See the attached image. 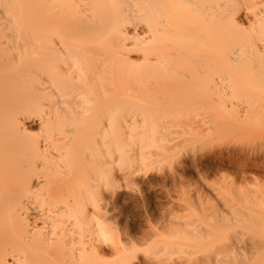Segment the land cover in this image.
Segmentation results:
<instances>
[{
	"label": "bare ground",
	"instance_id": "1",
	"mask_svg": "<svg viewBox=\"0 0 264 264\" xmlns=\"http://www.w3.org/2000/svg\"><path fill=\"white\" fill-rule=\"evenodd\" d=\"M136 22L149 38L130 34ZM132 51L142 53L139 66ZM187 62L227 67L230 82L209 87L216 112L190 118L191 139L243 131L252 115L234 101L264 94L242 84L264 70L254 68L264 65V0H0V264H100L102 233L110 235L101 187L115 180L114 151L125 150L116 96L138 107L124 82L162 80ZM36 117L38 134L27 125ZM147 129L128 161L145 165V149L176 141ZM234 211L224 231L240 222Z\"/></svg>",
	"mask_w": 264,
	"mask_h": 264
},
{
	"label": "rangeland",
	"instance_id": "2",
	"mask_svg": "<svg viewBox=\"0 0 264 264\" xmlns=\"http://www.w3.org/2000/svg\"><path fill=\"white\" fill-rule=\"evenodd\" d=\"M244 16L245 23L248 20ZM129 32L143 39L150 36L139 22ZM130 55L138 66L142 64L138 62L141 52L132 51ZM226 69L209 62H187L177 71L160 76L162 80L147 76L124 82L127 94H132L130 99L139 106L127 107L116 96V107L121 103L124 111L119 131L126 151H114L115 180L103 182L101 187V214L109 228L110 242L102 243L100 264H217L216 260L218 264H264V94L234 101L242 112L252 115V120L256 118L243 131H227L210 140L192 136V142L184 129L191 117L212 119L216 101L209 97L208 89L214 84L222 89L229 87ZM243 79L248 91L264 89V70H255ZM127 108L134 112H126ZM143 111L153 114L143 116ZM39 122L36 117L27 123L33 133H39ZM153 126L159 138L176 141L165 143L163 149H145L151 159L145 165L128 161V154L139 150L142 137L150 134L147 127ZM105 160L101 156L102 170L107 168L103 166ZM232 204L238 207L234 208L237 214ZM214 208L217 212L213 213ZM231 210L240 217V222L233 221L234 225L238 223L233 227L227 220L235 218ZM219 212L222 215L216 214ZM223 223L231 229L224 231L225 225L218 231L216 226ZM231 247L235 254L230 255Z\"/></svg>",
	"mask_w": 264,
	"mask_h": 264
},
{
	"label": "snow or ice",
	"instance_id": "3",
	"mask_svg": "<svg viewBox=\"0 0 264 264\" xmlns=\"http://www.w3.org/2000/svg\"><path fill=\"white\" fill-rule=\"evenodd\" d=\"M102 239L104 242H110V238L106 233H102Z\"/></svg>",
	"mask_w": 264,
	"mask_h": 264
}]
</instances>
